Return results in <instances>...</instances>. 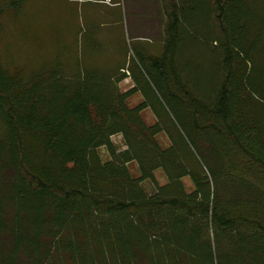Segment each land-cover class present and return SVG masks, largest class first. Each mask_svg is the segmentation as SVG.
Instances as JSON below:
<instances>
[{"label":"trees","instance_id":"16d2710c","mask_svg":"<svg viewBox=\"0 0 264 264\" xmlns=\"http://www.w3.org/2000/svg\"><path fill=\"white\" fill-rule=\"evenodd\" d=\"M160 1V47L133 38L124 63L108 70L68 57L27 67L0 49V264H18L21 244H34L19 239L17 225L6 257V199L15 218L34 209L37 245L50 206L53 249L65 243L104 264H136L139 254L148 264H264V0ZM186 47L197 49L198 62L185 60ZM126 79L134 87L122 92ZM136 94L144 101L130 107ZM147 109L154 125L142 117ZM161 133L171 140L166 149Z\"/></svg>","mask_w":264,"mask_h":264},{"label":"rangeland","instance_id":"374dc122","mask_svg":"<svg viewBox=\"0 0 264 264\" xmlns=\"http://www.w3.org/2000/svg\"><path fill=\"white\" fill-rule=\"evenodd\" d=\"M11 2L12 0H0V13H2L0 14V49L2 56L6 57L9 62L33 67L37 62H54L56 59L65 61V57H68L74 62H98L101 65L109 63L106 66L108 70L112 62L124 63L121 55L126 49L125 43L128 42L129 48L134 37L142 43L151 42L157 45V48L160 47L161 37L157 34L133 35L129 33L131 13L128 10V0L125 1L126 4H123L122 0H26L19 10L12 8ZM130 2L132 9L137 8L140 12L137 16H133L134 18L150 21V0H131ZM124 6L126 7V19L123 18ZM66 49H68L67 55ZM182 55L185 60L189 58L192 62H198L196 48L186 47ZM126 58L127 60L132 58V53L130 52L129 56L126 55ZM131 86L130 79L119 84L122 92L130 90ZM143 101V96L136 94L128 100V104L130 107H136ZM142 117L148 125L156 123V117L150 109L143 111ZM111 140L118 151H124L127 148L122 135H115ZM157 140L164 149L171 146L167 133L159 134ZM98 153L103 162L110 161L111 157L106 148L98 149ZM129 169L134 178L140 177L136 162L130 163ZM155 177L160 186L168 182L162 169L155 172ZM2 179L4 183L11 184L12 171L5 170L2 173ZM183 184L188 193L194 190L190 178H184ZM142 187L149 196L157 192L156 186L151 181L143 182ZM7 188L5 189L8 190ZM224 196L227 198V194ZM3 201L7 215L5 218L7 229L2 235V244L4 253H7L6 257L10 256L9 254L16 245L17 237L14 232L19 225V239L22 238L23 241L27 238L28 240L33 239L34 244L32 251L27 249L31 248L29 244L25 242L21 244V251L17 256L18 264H47L48 260H50L48 264H104L99 259V255L95 256L91 251H88L89 256L87 253L76 254L65 243L53 249L55 237H51L49 232L55 228V219L53 214L48 212L51 210L50 206L45 207L44 211V230L48 232L39 242L40 245H37L34 240L36 237L34 209L26 207L20 218H15L13 206L8 205L7 199ZM78 236L82 238L81 235ZM39 254L42 256L41 261L37 260ZM136 264H148V262L144 255L139 254ZM156 264L164 263L160 258Z\"/></svg>","mask_w":264,"mask_h":264},{"label":"crops","instance_id":"0c3cea01","mask_svg":"<svg viewBox=\"0 0 264 264\" xmlns=\"http://www.w3.org/2000/svg\"><path fill=\"white\" fill-rule=\"evenodd\" d=\"M125 1H127V0H122V3L126 4ZM130 1L131 0H128V10L131 13V16H130L131 20L129 23V27H130L129 33L133 34V35H135V34H157V35H159V37H161L163 35V24L165 21V17H164L162 6H161V1L160 0H150V2H151V6L149 7V14L151 16L150 21L144 20V19L134 18L133 16H137V14H140V12L137 11V8H135L134 10L132 9ZM126 17H127V15H126V7H125L124 13H123V18L126 19ZM127 29L129 30L128 27H127ZM66 37L68 38V34ZM66 37H65V39H66ZM134 38L137 39V37H134ZM68 42H67V44H68ZM67 50L68 49H66V51ZM67 54H68V51H67ZM130 80L132 82L131 88H133L134 82L132 81V79H130Z\"/></svg>","mask_w":264,"mask_h":264}]
</instances>
